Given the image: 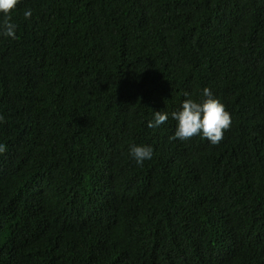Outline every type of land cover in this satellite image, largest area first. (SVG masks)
Segmentation results:
<instances>
[{"label": "trees", "instance_id": "trees-1", "mask_svg": "<svg viewBox=\"0 0 264 264\" xmlns=\"http://www.w3.org/2000/svg\"><path fill=\"white\" fill-rule=\"evenodd\" d=\"M11 20L0 264H264V0H20ZM205 87L236 114L218 144L147 127Z\"/></svg>", "mask_w": 264, "mask_h": 264}, {"label": "clouds", "instance_id": "clouds-1", "mask_svg": "<svg viewBox=\"0 0 264 264\" xmlns=\"http://www.w3.org/2000/svg\"><path fill=\"white\" fill-rule=\"evenodd\" d=\"M20 0H0V36L15 39L17 25L11 20V11L14 10ZM25 19L32 16V10L26 9L23 12ZM206 81V80H203ZM208 81V80H207ZM187 93L185 96L187 97ZM202 99L194 100L186 98L182 101L179 109L171 113L166 111H154L153 118L147 121L148 128H158L169 118L176 122L175 130L170 139L187 140L199 135L207 139L210 145L218 144L224 136L225 131L232 125L236 114L231 112L229 106L213 95L211 89L205 87L201 93ZM230 110V114L228 112ZM4 116L0 115V123L4 122ZM246 120H252L247 118ZM249 126L257 124V120L245 122ZM235 131V130H234ZM6 150L4 144H0V154ZM129 155L137 165H142L145 160L153 156L151 145L133 144L129 147Z\"/></svg>", "mask_w": 264, "mask_h": 264}]
</instances>
